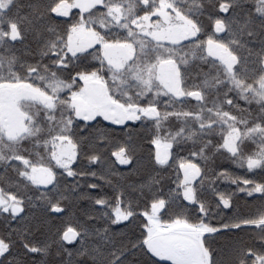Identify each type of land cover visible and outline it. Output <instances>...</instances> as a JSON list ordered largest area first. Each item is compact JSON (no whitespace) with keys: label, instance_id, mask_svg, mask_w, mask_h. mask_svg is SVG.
Here are the masks:
<instances>
[{"label":"snow or ice","instance_id":"obj_1","mask_svg":"<svg viewBox=\"0 0 264 264\" xmlns=\"http://www.w3.org/2000/svg\"><path fill=\"white\" fill-rule=\"evenodd\" d=\"M135 128L156 175L122 182ZM0 168V216L18 225L0 264L17 245L60 264H264V0H0ZM72 195L105 226L29 218Z\"/></svg>","mask_w":264,"mask_h":264},{"label":"trees","instance_id":"obj_2","mask_svg":"<svg viewBox=\"0 0 264 264\" xmlns=\"http://www.w3.org/2000/svg\"><path fill=\"white\" fill-rule=\"evenodd\" d=\"M24 3H29V2H42V0H23ZM75 14V11H74ZM61 20L64 18H60ZM104 124L106 122H102V124L99 126L101 131H106L109 132L116 137H124V139H127V132H121L119 128L116 126H110L108 128H104ZM134 132V138L139 145L137 147V163H136V168L139 171H134L130 167H123V166H118L119 167V173L118 178H120L123 181L127 182H140L141 180H146L148 177V173L151 172L152 175H156L155 172H152V165L149 162L148 159V153L144 145L147 144L146 140L141 139L142 136L147 135V132L144 129L141 128H135V129H130ZM103 152L104 149H101ZM217 163L222 165L223 168H227L230 170H233L234 172H239V169H235L231 163L223 158L217 160ZM83 165H87V160L82 161ZM111 168V163L107 164H100L99 166L95 167L93 170L96 171H103L107 172V170ZM0 172H3V169L0 168ZM122 174V175H121ZM168 175V174H164ZM90 182H95L101 184V188L96 190L100 195H104L106 193H110L111 189L107 186V184H104L103 181L99 179H93V178H88ZM66 181V184H71L73 181L71 178H64ZM84 181L81 180V185L83 186ZM222 187L227 188L228 185H222ZM84 191H87V189H83ZM238 196H243V194H237ZM239 205L241 207L244 206L245 204V199H240L238 201ZM40 202L37 201V207L29 209V218H36L44 221L46 223L47 229H50L51 233L54 234L57 229L63 227L65 225L66 221H70L73 225L79 223V224H85L88 227L91 228H102L104 227V222L99 218V213L95 212V210L92 207V204L89 200L87 199H81L80 197L76 195L70 196V198L65 201V208L66 212L63 215L57 214V215H49L43 211L41 207H39ZM92 212L97 216L96 220H89L87 213ZM230 215L228 210H224L223 213H221V216H227ZM216 221H213L215 223ZM139 224L138 221L133 222V224L129 225L127 228L123 226H113L116 231L118 232H123L131 235L132 233H135L136 235H139L140 228L137 226ZM18 228V225L16 224L15 221H7L4 219V217L0 216V234H4L6 231L10 232L12 230H15ZM228 240V237L226 236H218L215 239H212L211 245L215 249H223L226 242ZM70 250L74 249L72 248L71 245H66ZM11 260L18 261L19 264H41V261H44L45 264H60L61 259H73L68 257L66 254L63 257H60L56 255L55 249L53 248L48 256H42V255H35V254H29L25 255L24 251L22 248L17 245L16 248L13 249V256L9 257ZM137 260H147V257H141L138 256L136 257Z\"/></svg>","mask_w":264,"mask_h":264},{"label":"rangeland","instance_id":"obj_3","mask_svg":"<svg viewBox=\"0 0 264 264\" xmlns=\"http://www.w3.org/2000/svg\"><path fill=\"white\" fill-rule=\"evenodd\" d=\"M74 11H76V10H74Z\"/></svg>","mask_w":264,"mask_h":264}]
</instances>
